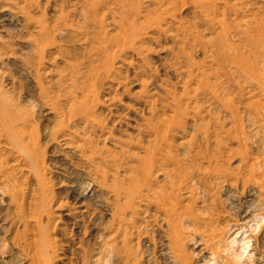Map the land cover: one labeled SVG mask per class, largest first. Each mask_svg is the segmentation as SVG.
<instances>
[{"label":"rangeland","instance_id":"rangeland-1","mask_svg":"<svg viewBox=\"0 0 264 264\" xmlns=\"http://www.w3.org/2000/svg\"><path fill=\"white\" fill-rule=\"evenodd\" d=\"M15 1L17 2V0L0 1V76L4 75L1 76L2 79L0 77V80L13 82L9 86L10 96L14 97L16 103L31 115L30 123L38 134L37 144L43 159L44 174L56 199L60 202L63 201V204L74 210H79L82 203L90 209L88 218L84 219V225L87 228L85 238L77 235L73 229L71 230V226L62 221V215H60V220L54 218L56 219L55 227L61 228L60 231L56 228L53 235L54 238H57L54 240L59 246L57 255L60 258L57 264H120L119 259L116 258V262L111 261L110 256L106 255L104 241H106L108 230L105 227L109 225V217L104 211L102 192H97V188L92 186L85 190L87 184L82 172L84 168L82 165L85 164L81 163V160L79 161L73 149L66 148L64 142L61 141L60 136L67 132L55 133L60 120L58 108L63 109L75 100L86 101V112L89 114L88 117L94 121L91 125L92 128L89 127L86 130L87 138H91L96 151L104 154L113 151L116 153L121 146L129 147L136 152L139 146L148 144L149 141L145 122L160 118L166 119L169 126L162 146L168 145L171 149L176 150L179 158L183 157V151L191 143H194L195 146L208 147L210 150H214L217 146L230 148L234 150V155H237L240 151L238 142L230 140L225 132L233 123V119L223 111L220 105H209V91L217 84L220 90L237 91V87L233 86L234 82L228 78V75L223 76L222 71L219 74L212 72L214 48L217 46V43L215 44L218 42L216 37L220 33L222 25L233 26L236 24L235 18H242L249 13L245 10L236 12L229 7H224L227 2L233 0H208L197 5L190 0H183L178 14L176 13L178 23L167 20L168 22L161 23L159 27L154 24L145 25L140 30L145 34L142 37H136L134 41V48L137 50H125L117 57L113 68L107 74L108 71H105L103 60L94 62L90 50L104 34L108 37L113 35L116 28L113 26V15L110 13H114V21L118 22L120 5L125 0L100 1L103 4L100 3L102 6L100 9L107 14L103 18L102 25L90 21L87 15L83 16L81 6H72L73 4L69 3L77 2V0H50L46 7L44 0H37L38 6L33 5L30 8L32 10H28L33 22L27 21L19 13L18 4ZM164 1L129 0L130 3L140 4L138 8L140 17L136 20L134 27L139 21L147 24L145 20L157 15ZM55 3L63 4L58 7L55 6ZM250 4L252 6L249 11L260 16L264 21V0H246L244 2V5L249 6ZM212 5H216L217 9L205 12L206 8ZM256 7H261V9L256 11ZM60 15L63 17L66 15L65 21H67V25L70 24V27H67L64 32L59 28L62 22L57 17ZM130 16L132 17V15ZM131 17L130 20H132ZM34 22L47 25L51 29L50 38L54 41L53 45L46 47L40 66L36 64L38 55L35 52L37 40H34L36 39ZM178 24H181L179 26L182 29H177ZM237 33V29L233 28L231 35L236 37ZM139 49L141 53L138 54ZM25 64H31L35 66L34 69L38 70L43 88L41 92L40 88L35 87L31 80L32 77H29L25 72ZM94 66L97 70L95 81L90 79L88 72ZM141 79L146 84L144 88ZM90 85H93L95 93L85 100L87 88H91L90 90L93 91ZM151 100L156 102L153 112L151 108L145 107L150 106L149 101ZM174 104L178 105L176 122H172L170 119ZM195 106H201L200 112ZM236 108L245 128L246 147L249 148L251 159L261 157L264 154V128L258 130L251 124L252 119L248 117L243 106L236 105ZM53 109L57 110L53 111ZM243 111L245 114L242 113ZM133 119L138 126L133 122ZM75 123L73 122L69 126H73ZM4 144L5 142L0 138V168L3 169L0 178L2 174H7L8 181L19 185V188L25 195H28L29 199L31 197L29 194L31 195L32 191L36 189L35 181L32 176H27L23 172L18 173L16 168L19 164L15 163L16 156L13 151L5 150ZM236 155L232 156L234 159L229 164L231 169L241 166L240 159L242 158ZM97 163L99 160L96 159L95 164ZM215 186L216 188H213L215 192L209 193L213 199L209 198L216 201V209H220L221 213L227 211L230 219L232 217L233 220L238 219L237 221L241 224V220L245 217L248 219V216L263 213L262 209L258 208L260 203L258 204L256 201L257 194L251 185L247 186L242 194L240 193L241 185H233L232 188H229L227 185L215 183ZM1 187L2 185L0 186V264H29L23 256L25 253L22 252L25 234L22 228H18L17 222L13 221L18 210L16 212V205L11 202L10 195L5 194ZM73 191L78 194L82 193L84 196L75 197ZM228 191L235 195L233 200L237 203V209L229 210L227 205L231 206L229 203L231 199H226ZM19 197V195H13V199ZM31 209L27 208V214L31 213ZM248 210L250 211L248 212ZM250 212L254 214L249 215ZM256 212L257 214H255ZM227 219L228 217L218 219L214 225L219 226L217 228L220 229L222 226L219 223ZM102 225L105 226L102 227ZM48 227L47 221L44 220L43 242L46 241ZM30 230L33 231L28 230V234L25 233L30 237V240L33 237L32 240L37 243L39 239L35 228L32 227ZM263 232L259 231V234L257 232L254 235L259 243L252 264H264V246L260 247L264 243L261 240ZM157 233L159 232L154 231L148 237L155 245L154 255L153 247L147 244V239L140 238V247L143 244L148 246L145 256L147 252L148 255H152L150 264L161 263L156 254L159 244ZM253 233L255 232H252L251 235ZM99 234L104 236L102 239L104 241L97 238ZM136 237L134 236L132 241L136 242ZM193 244L194 242L187 243V251L192 256L194 264H203L202 261L205 259L199 252L202 244L198 243L195 247ZM254 247V242H251L250 248ZM231 249L230 253L233 252Z\"/></svg>","mask_w":264,"mask_h":264},{"label":"bare ground","instance_id":"bare-ground-1","mask_svg":"<svg viewBox=\"0 0 264 264\" xmlns=\"http://www.w3.org/2000/svg\"><path fill=\"white\" fill-rule=\"evenodd\" d=\"M49 1L44 0L45 7L49 5ZM100 1L102 0H77V2L69 3L73 4L72 6H81L83 16L87 15L90 21L102 25L103 18L107 14L101 10ZM182 1L165 0L157 15L145 20L147 24L139 21L136 27L134 25L140 17L139 3H130L129 0H125L120 5L118 22L114 21V13L111 9L112 13L110 14L113 15V19H111L116 29L113 35L109 37L103 33L104 36L100 37V41L91 48L90 53L92 52L91 56L92 59L94 58V62L103 60L105 71H108V74L113 68L114 61L125 50H137L134 48V41L136 37H142L145 34L140 32L145 25L154 24L159 27L161 23L168 22L167 20L178 23L176 13L178 14ZM190 1L197 5L208 0ZM245 1L233 0L224 5V7H229L236 12L245 10L249 14L242 18H235L236 24L233 26L222 25L220 33H217L218 42H215L217 46L214 48V60L212 62V72L219 74L222 71L223 76L228 75V78L234 82L233 86L237 87V91L220 90L218 84L209 91V105H220L223 111L233 119V123L225 132L230 140L238 142L240 151L237 155L242 158L240 159V167L236 169L229 167L230 162L234 159L232 156L234 157L236 154L234 155L233 149L221 146L210 150L208 147L195 146L194 143H191L183 151V157L179 158L176 150L171 149L168 145L162 146L169 126L166 119L160 118L145 122L149 141L148 144L139 146L136 152L129 147L121 146L116 153L113 151L104 154L96 151L91 138H87L86 130L91 127L94 121L88 117L86 101L80 100L78 102L75 100L63 109L58 108L60 120L55 133L67 132L60 136L61 141L64 142L66 148L73 149L79 161L81 160V163L85 164L82 165L84 166L82 169L83 176H85L84 180L87 184L85 190L92 186L97 188V192H102L101 198L103 199L105 214L109 217V225L105 227L108 230L106 241L102 240L104 236L101 234L97 238L105 242L106 255L107 257L110 256L111 261L116 262L117 258L120 264H150L152 255H148L147 252L145 256V250L148 249V246L143 244L140 247L139 243L140 238L147 239V244L153 247L151 250L154 255L155 245L151 243L148 237L155 231L159 232L156 234L159 241L156 254L160 264H194L192 256L186 248L187 243L190 242H194L193 247L198 243L202 244L199 252L205 259L202 261L203 264H252L259 243H257V237L255 239L254 235L264 230V154L256 159H251L249 148L246 147L245 128L237 114L236 105L243 106L248 117H251V124L254 127L258 130L264 128V21L260 16L259 18L257 14L249 11L252 4L244 5ZM16 3L19 13L27 21L33 22L28 10H32L30 8L33 5L38 6L37 0H17ZM61 4L55 3V6L61 7ZM216 9V5H212L207 7L205 12H212ZM260 9L261 7H256L255 10L259 11ZM65 17L67 16L65 15ZM65 17L63 15L57 17L62 22L61 27H63L59 28L63 32L67 30V27H70V24L67 25ZM34 23V34H36L34 40H37L35 52L38 55L36 64L40 66L44 51L53 45L54 41L50 38L51 29L47 25L41 22ZM179 25L181 24H178L177 29H182ZM233 28L237 29L236 37L231 35ZM234 37L235 41L233 40ZM137 53H141L140 49ZM34 68L35 66L31 64L24 65L25 72L29 77H32L31 80L35 87L40 88L41 92L43 88L40 83V75L38 70ZM88 72L91 80L97 79L95 66ZM3 80H0V138L5 142L4 149L13 151L16 156L15 163L16 165L19 164L16 168L18 173L23 172L27 176H32L36 189L34 187L35 190L32 191L31 195L29 194L31 197L28 199V195L22 192L19 185L8 181L7 174L1 175V188L5 194L10 195L11 202L16 205V212L18 210L13 221H15L14 223L17 222L18 228H22L25 234V236L23 235L24 242H22L24 258L28 260L29 264H57L60 257L57 255L59 252L57 250L59 246L55 241L57 238L53 237L57 228L54 218L60 220V215H62L63 220H61L69 224L71 230L76 231L77 235L85 238L87 228L84 225V219L88 218L90 209L82 203L79 210H74L63 204V201L60 202L56 199L44 174L43 159L37 144L38 134H36L35 127L30 123L31 115L16 103L14 97L10 96L9 86L13 82L10 83L7 80V83ZM141 84L143 88L146 86L142 79ZM93 85H90L93 91L90 90L91 88H87L85 100L95 93ZM149 102L150 106L145 107L151 108L153 112L156 102L152 100ZM177 106V104L172 106L170 116L172 122L177 116ZM221 108L219 109L221 110ZM196 109L200 112L201 106L196 107ZM245 111L242 113L245 114ZM73 122L76 123L69 126ZM133 122H135L134 119ZM112 126L114 125L112 124ZM151 137L152 139H150ZM75 140L79 142H75ZM96 159L99 160L97 164H95ZM14 166L13 164L12 167L14 168ZM2 170L1 167L0 174ZM215 183L227 185L229 188H232L233 185H241V194L247 186L251 185L257 194L255 199L258 204L260 203L258 208L262 209L263 213L257 214L256 212L257 215H253L254 213L251 214V211L249 215L253 216H248L251 217L250 220L245 217L241 220V224L237 221L238 219L233 220V217L230 219L227 211L221 213L220 209H216V201L211 200L213 198L209 196V193L215 190L213 188H216ZM227 193L226 199H231L229 202L231 206L227 205L229 210L237 209V203L233 200L235 195L230 191ZM13 195L20 197L13 199ZM73 195L75 197L84 196L82 193L78 194L74 191ZM185 201L187 202L185 203ZM28 204L29 206H26ZM253 206L252 208H255ZM27 208H32L31 213L27 214ZM224 217H228V219L220 222L222 227L217 228L219 226L216 227L214 223ZM44 220L49 226L45 242H43ZM104 226L102 225V227ZM32 227L37 232L39 239L37 243L32 240L33 237L30 240L27 235L28 230L33 231L30 230ZM154 228L155 230H153ZM58 229L61 230V228ZM249 231L255 233L251 235L248 233ZM134 236H137L136 242L132 241ZM261 240L264 241V234ZM31 241L32 244H30ZM251 242H254V248H250ZM263 246L264 243L260 247ZM31 247L34 249L31 250ZM231 248L233 249L232 253L229 252Z\"/></svg>","mask_w":264,"mask_h":264}]
</instances>
